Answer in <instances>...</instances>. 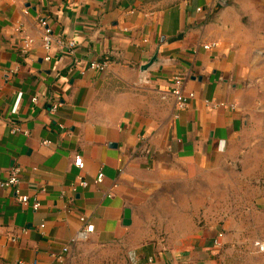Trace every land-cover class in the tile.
I'll return each mask as SVG.
<instances>
[{"label": "crops", "instance_id": "obj_1", "mask_svg": "<svg viewBox=\"0 0 264 264\" xmlns=\"http://www.w3.org/2000/svg\"><path fill=\"white\" fill-rule=\"evenodd\" d=\"M0 85V264H227L238 163L264 215V0H0Z\"/></svg>", "mask_w": 264, "mask_h": 264}, {"label": "rangeland", "instance_id": "obj_2", "mask_svg": "<svg viewBox=\"0 0 264 264\" xmlns=\"http://www.w3.org/2000/svg\"><path fill=\"white\" fill-rule=\"evenodd\" d=\"M231 198L217 200V210L224 212L227 220V231L230 233L233 245H238L231 252L234 259L227 264H264V256L256 258L255 242L264 241V215L256 211L257 199L253 192L256 191L255 172H245L238 163L232 175ZM242 178V179H241ZM229 208L231 214H228ZM227 212V214H225ZM241 236V237H240ZM238 242V243H236ZM237 256V257H236ZM109 255H105L103 260L108 264Z\"/></svg>", "mask_w": 264, "mask_h": 264}, {"label": "built area", "instance_id": "obj_3", "mask_svg": "<svg viewBox=\"0 0 264 264\" xmlns=\"http://www.w3.org/2000/svg\"><path fill=\"white\" fill-rule=\"evenodd\" d=\"M39 24L42 27L43 31H44V47L46 50H50L51 46H52V29L51 27L48 25V23L46 22L45 19L40 18L39 20ZM77 40L76 39H71L69 40L66 45L70 48H75L77 45ZM32 43L31 39H27L26 40V48L30 46V44ZM63 43V42H62ZM214 44H208L205 45L206 48H209L210 46H212ZM47 59H50V56L46 57ZM90 67L92 69H104L105 67H107V62L104 61H100V60H92L90 62ZM174 87H173V94L176 97V101H177V106L181 109L186 108L189 104V100L190 98H192L194 96L193 93H189L186 94L184 92V83H185V79L183 76H175L174 77ZM0 89H1V85H0ZM32 100L34 102L38 101V97L35 96L32 98ZM59 105L55 104L52 108L51 111L55 112L58 109ZM20 131V128L17 126H14L12 128V132L16 133ZM46 143H49V141H46ZM74 164L79 168V169H83L85 166L84 163V159L81 155H76L75 156V160H74ZM21 171V168L19 166H14L11 168L9 176L6 179L0 180V188L1 187H12L15 189L17 198L19 201L24 202L27 200V196L23 195L20 193V189L18 187L19 184V173ZM81 178V177H80ZM104 178V174L100 173L97 178L96 181L97 183H101L103 181ZM80 185L82 186H86L87 185V181L84 178L80 179ZM40 206V202L38 200L35 201L34 203V208H38ZM81 222L83 223V228L78 232L77 238H73L72 241L74 242L75 240H77L78 238L81 239H86L88 237V235L94 231V224L88 222L86 216H81L80 217ZM17 237L16 236H12V240L16 241ZM256 245L258 246V248L261 251H264V244H262L261 242H256ZM68 251V247H64L63 248V252H67ZM55 258L62 260L63 259V253L62 254H54L53 255ZM20 263H23L22 261H20ZM31 264H39V261L37 259H34Z\"/></svg>", "mask_w": 264, "mask_h": 264}, {"label": "water", "instance_id": "obj_4", "mask_svg": "<svg viewBox=\"0 0 264 264\" xmlns=\"http://www.w3.org/2000/svg\"><path fill=\"white\" fill-rule=\"evenodd\" d=\"M157 60V56H154L152 58V60L150 62H148L147 64H145L143 67H142V70H147L149 69ZM130 221V210H126V213H125V223H129Z\"/></svg>", "mask_w": 264, "mask_h": 264}]
</instances>
